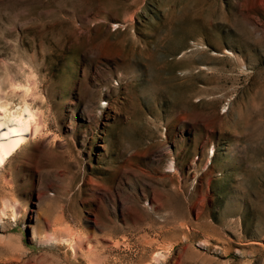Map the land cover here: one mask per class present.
Listing matches in <instances>:
<instances>
[{
  "label": "rangeland",
  "instance_id": "1",
  "mask_svg": "<svg viewBox=\"0 0 264 264\" xmlns=\"http://www.w3.org/2000/svg\"><path fill=\"white\" fill-rule=\"evenodd\" d=\"M26 76L53 137L6 165L0 264H77L60 224L102 264H264V0H0V87Z\"/></svg>",
  "mask_w": 264,
  "mask_h": 264
},
{
  "label": "bare ground",
  "instance_id": "2",
  "mask_svg": "<svg viewBox=\"0 0 264 264\" xmlns=\"http://www.w3.org/2000/svg\"><path fill=\"white\" fill-rule=\"evenodd\" d=\"M24 78H26L25 84L15 85L7 90H2L0 87V187L5 189L3 194L0 195L2 202L0 203V224L4 219L14 220L19 206L12 195L13 192H8L9 188L12 189V187L9 184L11 178L8 180V175L5 174L6 165L12 158L26 151V148L31 146L35 140H47L53 137L50 130L47 129L48 122H50L48 119L50 113L43 106L44 97L40 89L41 86H38V82L30 76ZM212 154L213 152H211ZM70 225L60 224L38 239L44 244L53 243L62 250L65 257L77 264L79 258L85 261L86 264L106 262L102 253L95 251V247L87 242L85 235L83 236L80 231L78 232ZM0 232H4L3 228H0ZM204 243V241L200 242V244ZM121 244H119V241H108L104 245L112 251L119 249ZM123 245L125 246L124 242ZM3 248L8 256L9 254L12 256L9 257L10 261H18L19 258L13 257L16 256L13 245L6 243ZM66 253H69V256H66ZM162 257L161 250L156 249L152 252L151 262L146 264H159Z\"/></svg>",
  "mask_w": 264,
  "mask_h": 264
}]
</instances>
